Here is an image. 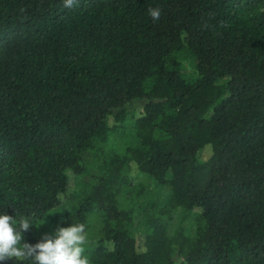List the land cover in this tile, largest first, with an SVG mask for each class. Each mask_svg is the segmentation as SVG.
Listing matches in <instances>:
<instances>
[{"label": "trees", "instance_id": "1", "mask_svg": "<svg viewBox=\"0 0 264 264\" xmlns=\"http://www.w3.org/2000/svg\"><path fill=\"white\" fill-rule=\"evenodd\" d=\"M0 211L91 264H264V0H0Z\"/></svg>", "mask_w": 264, "mask_h": 264}, {"label": "clouds", "instance_id": "2", "mask_svg": "<svg viewBox=\"0 0 264 264\" xmlns=\"http://www.w3.org/2000/svg\"><path fill=\"white\" fill-rule=\"evenodd\" d=\"M73 2L65 0V7H71ZM149 15L158 20L159 8L150 9ZM47 216H13L0 211V264L8 260L16 264H91L86 255L88 236L84 223L71 221L67 226L56 227L51 233H43L35 243L25 239L24 233L46 223Z\"/></svg>", "mask_w": 264, "mask_h": 264}, {"label": "rangeland", "instance_id": "3", "mask_svg": "<svg viewBox=\"0 0 264 264\" xmlns=\"http://www.w3.org/2000/svg\"><path fill=\"white\" fill-rule=\"evenodd\" d=\"M119 142L117 144L116 150L117 152H120L121 148H122V141L119 137ZM210 156V151L208 149H204L200 152L199 154V159L202 161H205L206 159H208ZM96 174V171H90L89 174L87 175H83L79 178H77V182L76 183H70V189H69V195H76L77 197L82 193L81 191L84 189L85 186H88V184L91 182L93 176ZM129 175L131 177V182L132 184L136 183V182H145L148 183V179L147 177H143L142 175H137L136 171L134 168L130 169ZM149 190H151V188L149 187ZM155 194L152 193V191L146 192L143 201L145 200H151L154 197ZM71 204H73V202H71ZM135 221L138 222V215H135ZM176 224V222L174 223V225ZM190 224L189 223H185V228L189 229ZM59 227V220L55 217V215L53 214H49L46 217V223H44L43 225L39 226V227H31L29 229V231L34 235L35 238L40 239L41 235L43 233H51L53 231L54 228ZM88 235L94 236L97 233V229L99 227V216L97 214H93L89 217V221H88ZM137 230H140L139 226H137ZM139 232V231H138Z\"/></svg>", "mask_w": 264, "mask_h": 264}]
</instances>
